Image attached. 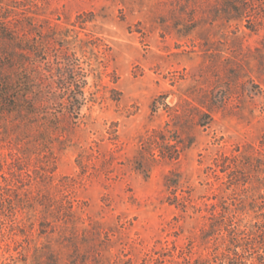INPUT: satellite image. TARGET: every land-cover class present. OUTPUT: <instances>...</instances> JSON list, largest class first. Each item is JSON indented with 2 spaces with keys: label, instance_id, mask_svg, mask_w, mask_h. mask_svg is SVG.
<instances>
[{
  "label": "rangeland",
  "instance_id": "1",
  "mask_svg": "<svg viewBox=\"0 0 264 264\" xmlns=\"http://www.w3.org/2000/svg\"><path fill=\"white\" fill-rule=\"evenodd\" d=\"M2 34L77 60L89 101L63 132L0 118V185L32 206L0 264H227L230 231L264 248V0H0Z\"/></svg>",
  "mask_w": 264,
  "mask_h": 264
},
{
  "label": "trees",
  "instance_id": "2",
  "mask_svg": "<svg viewBox=\"0 0 264 264\" xmlns=\"http://www.w3.org/2000/svg\"><path fill=\"white\" fill-rule=\"evenodd\" d=\"M1 38L7 42L0 48L1 120L18 111L27 121L53 132H63L74 125L81 108L89 101L84 94L86 76L79 62L64 52H56L55 61H46L44 43L37 39L25 41L3 34ZM2 168L0 163V171ZM3 180L6 182V178ZM31 207L23 198L19 199L16 190L12 193L0 185V244L2 238L12 235V228L17 225L16 214ZM261 239L264 242L263 236ZM229 241L227 264H246L247 255L254 253L262 263L264 255L258 249L264 248H259L262 245L255 238L240 237L230 231ZM184 263L190 264L185 260ZM47 264L56 263L51 260Z\"/></svg>",
  "mask_w": 264,
  "mask_h": 264
}]
</instances>
